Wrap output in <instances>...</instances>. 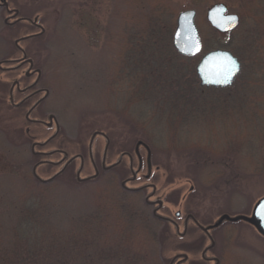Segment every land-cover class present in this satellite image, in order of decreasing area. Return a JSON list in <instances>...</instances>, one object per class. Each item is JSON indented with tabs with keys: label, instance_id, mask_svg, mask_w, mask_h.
Returning <instances> with one entry per match:
<instances>
[{
	"label": "rangeland",
	"instance_id": "374dc122",
	"mask_svg": "<svg viewBox=\"0 0 264 264\" xmlns=\"http://www.w3.org/2000/svg\"><path fill=\"white\" fill-rule=\"evenodd\" d=\"M6 1L10 8L20 11L19 18L24 20L18 24L16 14L11 13L8 21L13 25H5L8 15L0 8L1 243L11 240L21 211L39 198L51 202L59 226L64 228L75 226L80 215L104 211L103 217L112 225L110 238L116 233L113 227L119 221L116 217L120 219L122 215L123 198H130L127 206L141 216L133 219L134 212L126 217L128 222L134 224L135 221L138 229L134 238L126 236L121 240L131 239L128 249L143 250L148 260L151 259L150 264H166V258L181 248H194L192 253L200 254L203 244L208 243L196 229L183 242L174 229L158 227L151 217V208L144 203L145 195L152 190L126 196L120 193L122 180L132 176L128 157L123 162L125 170L118 168L119 174L114 169L79 181L77 173L81 162L76 160L69 172L60 174L47 185L36 178L35 165L42 159L52 158L33 153V143H44L56 132V127L48 129L25 119L33 103L15 110L10 102L13 81L23 79L29 67H21L15 61L23 57L16 40L35 33L36 38L33 36L19 44L33 60L35 68L41 70L38 87L49 90L50 94L33 117L49 121V116L54 114L61 132V138L53 145L36 146L35 151L48 152L59 147L68 151L70 157L85 153L80 176L87 178L96 173L89 158L90 140L94 132L102 131L111 139L109 161L112 163L123 152L132 153L136 158V148L146 163L150 152L151 174L159 195L168 197L175 189H181L185 195L190 193L191 186L195 187L194 193L188 195L193 198L194 208L174 204L169 210L172 215L182 208L203 216L202 211L207 210L209 214L205 217L210 219L203 220L210 224L222 214H251L256 202L264 196V0ZM216 3L226 4L229 13L239 15V33L218 32L219 37H214L206 16L208 8ZM189 9L197 12L196 25L204 53L222 48L243 59L240 60V79L235 80L231 88H207L201 85L197 73L196 78L188 76L185 82L189 85L182 89L178 87L181 80L154 81L160 72V66H156L157 69L151 65L158 60L157 55L151 56L152 61L148 57L149 64L141 63L139 58L135 62L138 56L129 54V46L142 40L141 32L145 33L149 21H159L166 35L168 31L174 34L179 14ZM32 21L41 28L33 27ZM226 45L230 47L224 48ZM200 58L201 55L192 58L193 64L197 66ZM178 64L182 68L181 62ZM185 69L193 72L192 63L187 62ZM165 70L162 68V73ZM147 77L152 78L154 86L148 84L144 88ZM199 87L205 89L201 94ZM179 89H191L195 93L190 99L180 101L179 107L166 102L167 97H172L167 100L174 99ZM244 90L246 92L241 94ZM21 97L15 94V102ZM141 142L144 146H139ZM97 144L102 152L106 141L98 135L95 147ZM100 156L95 155L96 163ZM62 157L58 154L52 160L59 161ZM138 163L136 158L135 172ZM63 167L43 164L36 172L40 178L48 179ZM141 173H148L145 165ZM143 179L128 186L139 187L144 184ZM198 199H202L203 208L195 206L194 200ZM115 201L119 202L118 209ZM226 224L213 231L218 243H222L226 232L231 239L230 246L221 254H239V264H264V238L256 229L242 221ZM156 228L162 241L144 247L148 230ZM124 234L120 230L114 240ZM145 264H148L146 260Z\"/></svg>",
	"mask_w": 264,
	"mask_h": 264
},
{
	"label": "trees",
	"instance_id": "16d2710c",
	"mask_svg": "<svg viewBox=\"0 0 264 264\" xmlns=\"http://www.w3.org/2000/svg\"><path fill=\"white\" fill-rule=\"evenodd\" d=\"M239 28L231 32V34L239 33ZM146 29L144 34L141 32L142 40H139L137 43L134 42L133 46H129V54L138 56L134 61L136 62L139 58L141 63H149L148 57L152 61L151 56L157 55L158 60L153 61V64H151L152 66L155 65L153 67L160 66L159 75L154 77L156 78L154 81L160 79L162 81L167 80L170 83L172 80H181L178 83V87L181 89L184 86L186 87V85L188 87V82H185L188 76L193 75L194 78L197 77L196 65L193 64L194 60L178 54L173 46V32L168 31L169 34L167 33L166 35L159 21H149ZM211 30L214 37H219V33L216 30ZM223 47L229 48L230 45ZM240 60L242 61L243 59L240 58ZM178 61L181 62L182 68H180ZM187 62L192 63L193 72L185 69ZM156 68L159 69L158 67ZM162 68L166 69L163 73L161 71ZM150 70V72H156L154 69ZM240 75L237 77L236 82L239 81ZM150 78H144V81H146L143 85L144 88L148 84L155 85L154 82L152 83L150 81ZM211 88L213 89L214 87ZM181 89L174 93V99L167 100V98H172L167 97L166 102L179 107L181 104L180 101L190 99L189 96H193L195 93L191 89L185 91ZM199 89L200 94L202 93L201 90H205L201 87ZM226 89L221 88L220 90ZM245 92L244 90L241 94ZM199 93L198 95H200ZM170 108L174 110L172 105ZM120 193L123 196L133 194L123 189L120 190ZM123 199L125 203L122 202L121 204L123 208V211L121 210L122 215L120 214V219L119 216L116 217V220L119 221L113 227L116 229L115 236L120 230L125 234L124 236L121 235L117 240H114L115 236L109 237V229L112 228V225L103 217L104 211L100 214H92L90 216L78 215L79 217L76 218L75 226L64 228L59 226L56 216L57 213L54 214L55 212L52 210L51 202L48 200L44 201L41 198L32 200L21 211L19 222L14 226L11 240L3 243L0 242V264H141V262L145 264V260L150 264L151 259L150 261L148 260V254L144 253L143 250L133 251L128 249L131 239L127 242L121 240L126 236L134 238L135 231L137 232L138 229L135 221H133V224L126 219L128 215H132L135 212H133L130 206H127L130 198ZM117 206H119V202L115 206L116 209L119 208ZM133 216H135L132 217L133 219H137L141 214L135 212ZM153 221L158 227L163 224V222L158 220L153 219ZM41 225H46L47 227H42ZM148 229H150V225ZM147 237L148 239L143 245L146 248V244H151L152 242L155 244L160 240L158 237V228L148 230Z\"/></svg>",
	"mask_w": 264,
	"mask_h": 264
},
{
	"label": "flooded vegetation",
	"instance_id": "af4514ba",
	"mask_svg": "<svg viewBox=\"0 0 264 264\" xmlns=\"http://www.w3.org/2000/svg\"><path fill=\"white\" fill-rule=\"evenodd\" d=\"M2 2H3V0H2ZM6 2L8 3V7H9V2L8 1H6ZM8 7L2 6L0 3V8H4L7 12V15H8L7 18L5 19V25H13V24H10L8 21V18L11 16V13L16 14L15 17L17 18V23L23 22L22 20H24V18H19L20 17V13H19L20 11L17 8H10L9 7V9H8ZM10 10H11V12H9ZM6 20H7V22H6ZM31 23H32L33 27H36L37 29L41 28L40 24H38L37 22L32 21ZM36 35H37L36 33L33 35H26L22 38L17 39L16 43H19L21 41L22 42L28 41L29 39L34 38L33 36H35V38H36ZM25 37H27V38H25ZM20 39H22V40H20ZM19 49H20V51H22L23 57L19 58L18 60H15V61L18 62L19 66H21V67H24L26 65H28L29 67H28L27 71L25 72V76L23 79L14 80L12 83V86L10 88V102L12 104V107L15 110H17L18 108L25 109V107H24L25 105H26V107H28L33 103L29 107V109L27 110L26 115H25V119L29 123L31 122V123H34L36 125L47 126L48 129H53V127L54 126L56 127V125H54V124L50 125L49 121L36 119L33 117L34 112L37 110V108L40 106V104L49 96L50 92H49V94H47V92H46L47 89L38 87L40 80H41V77H42V76H40V73L38 71L41 72V70L38 68H35L34 63L31 64L27 61L30 57H28L26 51L22 47H19ZM27 81H32V82L22 86V84H24ZM15 94H17L20 97L22 96L21 97L22 99L18 103L15 102V99H16ZM45 96H47V97H45ZM43 97H45V98L43 100H41ZM94 134H96V136L94 139L92 150L90 149V144H89V158H90L92 164L94 165L95 171H96V173H98V175L100 172H106V173L112 172L114 169H116L118 174H119L118 168L120 167V170H122V171L125 170L123 168L124 167L123 162H124V158L128 157V159H129L128 168L131 171L132 176L126 177L125 179L122 180V183H121L122 189L125 191H128L130 193H133V194L134 193L142 194L145 191H147L148 189L152 190L151 194L145 195V197H144V203L148 207L151 208L152 219L163 222L164 225L161 224V226H164V227L166 226V228L168 227L169 229L170 228L174 229L175 233L179 236V239L182 240L183 242H184V240H187L190 235L193 234L192 231H194L195 229H196L195 231L201 232L202 236H204L205 240L208 242L206 245L203 244V246L200 249V254L192 253V250L194 248H181V249H179L173 256L166 258V261H167L166 264H234V263L239 264V262L241 261V259H240L241 257L239 254H235V253L234 254H228L227 253L226 255L221 254L224 250H227L228 246H230V244H231V239L228 238V235L226 236L227 232L225 233V237L223 238L222 243H218L213 236V231L215 229L221 227L224 223L235 224L238 222L224 221L220 226L206 230L210 226H212L216 221L214 223H210V224L205 223L203 218L210 219V217H205L207 214H209V212L205 209H204L205 211H202L204 213V216L203 215H196L195 213H193V211L187 212V211L183 210L184 208L178 209L172 215V213H170L169 210L171 209V207L174 204H178L179 207L185 206V207L189 208L191 206L192 208H194L193 207L194 206L193 205V198H192V196H188V195L190 193L191 194L194 193L195 187L191 186L190 191H189L190 193H186L185 195H183L181 189H175L172 194L168 195V197L163 196V195H159L158 186L153 181V177L151 174V170H152L153 166H152L150 158H149L150 152H149V156H148V161L145 163V161L141 158V154L139 152V149L138 148L135 149V154L137 156L136 158L139 162L138 163L139 167H138L137 171L135 172L134 171V162H135L136 158L134 157V155L132 153L123 152V153H121L120 158L115 163H112L109 161V159L111 160V158H110V156H111V154H110V150H111V139H110V137L105 132L96 131L93 133L91 140H92ZM98 135L102 136L106 141L105 147H104L102 152H100L98 144L95 147V140H96V137ZM60 138H61L60 127L58 129L56 127V132L53 133L44 143H40V142H34L33 143V144H35V145H33V153L38 154L37 156L52 158V159L58 154L63 156L61 158V160H59V161H54L52 159H45V160L42 159L38 163L42 162V164H48V165H52V166H62L63 165L64 167H63L62 173H64V172H69L71 170L72 166L74 167V163L76 160H80L81 164H80V168H79L78 173L80 172V175H81L82 170L84 169V166H85V160H86L85 153H82V154L79 153L77 155L70 157V154L68 151H65L59 147L53 148L51 151H48V152L35 151L34 150V147H36V146L45 147V146L53 145ZM139 146H144V144L141 142V143H139ZM94 148L96 150V153L98 155H101L99 163H96L94 161L95 155H97L96 153H94ZM74 157H76V158L73 159ZM42 164H40V165H42ZM144 165L147 168V171H148L147 174L141 173ZM78 173H77V178H78ZM90 177H92V176H90ZM90 177H87V178H90ZM113 177L116 178L115 175ZM140 178H144L143 179V181H145L144 184L140 185L139 187L128 186V183H134V182L138 181ZM132 189H140V190L136 191V190H132ZM174 195L175 196L177 195V196L175 197ZM191 198H192V200H191ZM203 201H204V199H203ZM194 203H195V206L203 208L202 199L201 200L200 199L194 200ZM222 215H224V214H222ZM213 219L214 218H212V220Z\"/></svg>",
	"mask_w": 264,
	"mask_h": 264
},
{
	"label": "water",
	"instance_id": "95a60500",
	"mask_svg": "<svg viewBox=\"0 0 264 264\" xmlns=\"http://www.w3.org/2000/svg\"><path fill=\"white\" fill-rule=\"evenodd\" d=\"M2 6H7L8 4L5 0L1 3ZM228 6L224 3H216L208 8L207 10V20L210 25L221 33H229L235 30L240 24V17L238 14L229 13ZM196 10L189 9L182 11L177 20V27L173 35V46L176 51L184 57H195L202 53L203 51V41L196 25ZM235 17V19H231ZM7 22V20H6ZM44 32V29L43 31ZM27 38V37H25ZM24 39V38H23ZM22 40V39H20ZM18 42V41H17ZM18 44V43H17ZM26 57V56H25ZM29 63L33 64L32 59L27 60ZM5 62V61H4ZM2 62H0L1 65ZM242 69V63L240 59L230 50L227 49H213L204 53L197 64L196 72L197 76L201 82V85L206 87H229L232 86L240 74ZM41 76V72L38 71ZM47 94L49 91L46 90ZM46 97V96H45ZM43 97L41 100H43ZM40 100V101H41ZM55 122L57 129L59 128V123L54 114L49 116V124L52 125ZM96 134H94L92 140L90 141V149L94 143ZM74 157L73 159H75ZM72 159V160H73ZM42 164L38 163L34 167V175L37 179L44 183L51 182L58 175L63 172V169L56 173L54 176L48 179H42L37 175V167ZM98 175L96 173L90 178H81L80 172L78 173V180L84 181L94 178ZM140 190V189H132ZM162 217V216H161ZM224 221L239 222L244 221L252 225L256 231L264 237V196L261 197L256 204L250 215H235L231 216L229 214L222 215L216 223L210 226L208 229L220 226Z\"/></svg>",
	"mask_w": 264,
	"mask_h": 264
},
{
	"label": "snow or ice",
	"instance_id": "6c2138e0",
	"mask_svg": "<svg viewBox=\"0 0 264 264\" xmlns=\"http://www.w3.org/2000/svg\"><path fill=\"white\" fill-rule=\"evenodd\" d=\"M231 19H235V17H232Z\"/></svg>",
	"mask_w": 264,
	"mask_h": 264
}]
</instances>
